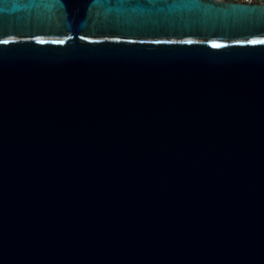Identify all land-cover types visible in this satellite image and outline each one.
I'll return each instance as SVG.
<instances>
[{"label":"water","instance_id":"95a60500","mask_svg":"<svg viewBox=\"0 0 264 264\" xmlns=\"http://www.w3.org/2000/svg\"><path fill=\"white\" fill-rule=\"evenodd\" d=\"M0 264H264V3L0 0Z\"/></svg>","mask_w":264,"mask_h":264},{"label":"built area","instance_id":"2783aa9c","mask_svg":"<svg viewBox=\"0 0 264 264\" xmlns=\"http://www.w3.org/2000/svg\"><path fill=\"white\" fill-rule=\"evenodd\" d=\"M219 1H235L244 3H264V0H219Z\"/></svg>","mask_w":264,"mask_h":264},{"label":"snow or ice","instance_id":"6c2138e0","mask_svg":"<svg viewBox=\"0 0 264 264\" xmlns=\"http://www.w3.org/2000/svg\"><path fill=\"white\" fill-rule=\"evenodd\" d=\"M61 43H63V42L61 41Z\"/></svg>","mask_w":264,"mask_h":264}]
</instances>
